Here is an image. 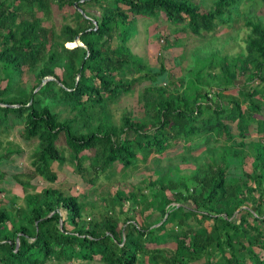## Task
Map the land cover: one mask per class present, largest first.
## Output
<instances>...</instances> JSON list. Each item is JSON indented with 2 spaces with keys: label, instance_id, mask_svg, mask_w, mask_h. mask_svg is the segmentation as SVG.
<instances>
[{
  "label": "trees",
  "instance_id": "obj_1",
  "mask_svg": "<svg viewBox=\"0 0 264 264\" xmlns=\"http://www.w3.org/2000/svg\"><path fill=\"white\" fill-rule=\"evenodd\" d=\"M204 4L0 0V133L37 142L26 180L0 171L25 189L24 205L0 206V264H264V17L245 16L246 52L195 56L180 77L129 45L153 24L163 37L166 23L163 53L182 62L187 42L171 36L209 34L239 15L238 0ZM53 6L74 23L45 25ZM78 35L83 45L71 47ZM26 71L34 84L19 88ZM137 86L144 115L125 111L116 124L112 106ZM5 150L0 170L21 153ZM150 162L153 180L107 191L88 219L84 189L103 174L138 178ZM63 165L80 186L62 184ZM39 177L44 187L27 192Z\"/></svg>",
  "mask_w": 264,
  "mask_h": 264
},
{
  "label": "rangeland",
  "instance_id": "obj_2",
  "mask_svg": "<svg viewBox=\"0 0 264 264\" xmlns=\"http://www.w3.org/2000/svg\"><path fill=\"white\" fill-rule=\"evenodd\" d=\"M201 1V0H196ZM215 0H202L204 5H206L207 8H210V5L214 3ZM60 10V9H59ZM58 7L53 6L51 8L50 18H45L44 24L45 25H52L55 29H59L64 23L69 22L71 24L74 23V17L69 15L67 20H64L63 15L60 13L62 11H59ZM67 10V7L63 9V11ZM90 10V9H89ZM95 9H93L94 11ZM254 11L256 13V16L258 18L264 17V0H238V9L237 13L239 15L229 24H220L217 26L214 32L212 33H205L200 35H194L190 33H183L182 34H175L171 36L172 41H176L179 36H181L184 39V42H187V50L185 52V57L182 60V62L178 63L176 58H174L175 55L169 56L165 55L163 53V49L165 44L167 43V39L164 37V34L167 33V29H169L168 24L163 23L161 24V28L157 27V31L160 29H164L163 37L158 38V36H155L156 34V25L153 24L151 27L149 26V34L147 35L145 27L142 28L141 33L129 42V45L131 46V49L134 53L143 56L145 59H147L151 64L160 66L161 63H164L166 68L173 73L175 77H180L187 75L190 69V66L194 62L195 56H202L207 57L213 54V52H217V50H221L220 53L223 55H236L239 52H246L245 48V36L249 32L248 27L246 26V17L248 13L251 11ZM43 13H39L40 16H42ZM253 15V13H251ZM254 18V20H258V18ZM142 24V23H140ZM173 28V27H171ZM148 29V28H147ZM116 44V41H115ZM69 46V44H67ZM72 47V46H71ZM168 52V51H167ZM207 55V56H205ZM34 76L32 73H29L26 71L23 78H21V81L17 85L19 88H25L24 85H29L30 87L33 86ZM258 82V81H257ZM3 86L6 84V81H4ZM257 84L256 82L254 85ZM16 86V84H15ZM140 86H137L135 91L122 97L118 102H116L112 106V113L115 117L113 120L116 124H120L121 122V114L125 111L131 112L132 119H137L138 117H142L144 115V109L142 107V104L139 102V90ZM82 130H84L82 128ZM36 140V139H35ZM36 141L32 140L30 142H27L26 139H24L19 131L11 130L6 133H0V152H3L4 149H21V153H15L13 158L10 160H7V163L2 166V170L8 174L6 177V180H11L12 176H9L10 173H21L22 174V180H26V176L23 175V173H29L34 168L32 166V153L34 149L36 148ZM200 143H203L200 141ZM180 146H176L173 148H170L166 155L160 156L161 161L159 165H166L168 161H170L172 158V153L181 152L182 148L180 149ZM202 148H199L200 150ZM5 150V151H6ZM197 150H195L194 153ZM154 154L150 156V160H153ZM168 158H170L168 160ZM7 159V158H6ZM174 163H181L182 168H186L187 166L194 167V165L185 164L183 162H174ZM117 166H114L115 173L123 172L124 170L120 169L121 167L116 164ZM154 164L150 163H142L139 165V168L137 171H133L138 175V178H135L134 176L129 177L128 175L125 177L119 178L120 180L117 181L115 179L105 177V175H101L96 179L95 186H89L91 188L84 189V192L87 195V200L92 203H96L97 205H100V208L94 209L92 208L93 205H88L86 209V214L89 215L88 219L91 217V214L94 213L99 214V210L104 209V204H102L103 200H101V196L103 194H106L107 191L114 192V190L124 189V188H133L132 183L136 182L137 186L143 187L149 183V181L153 180L155 178L154 173L152 171V167ZM63 168L61 169V175L62 177L59 179L62 181V184H67L70 186H80V182H82V178L80 175L78 176L77 170H74V172L68 171L66 169V166L63 165ZM108 174V173H107ZM128 174V173H127ZM88 176V174H87ZM143 176H146V178L143 180ZM115 177V176H114ZM6 180L3 182L0 180V206H9V202H12L15 200L16 206H22L25 204L24 196H25V189L22 187L21 184L15 183V184H8L6 183ZM140 180V181H139ZM44 180L39 177L38 179L34 180L32 184H29L27 186V192H39L42 187H44ZM54 185V184H52ZM56 186V185H54ZM107 195V194H106ZM110 194H108L109 198ZM102 204V205H101ZM65 214V213H64ZM87 219V220H88ZM72 228V226H70ZM49 264V262H48ZM54 264H82L77 262L76 260L72 262H59Z\"/></svg>",
  "mask_w": 264,
  "mask_h": 264
},
{
  "label": "water",
  "instance_id": "obj_3",
  "mask_svg": "<svg viewBox=\"0 0 264 264\" xmlns=\"http://www.w3.org/2000/svg\"><path fill=\"white\" fill-rule=\"evenodd\" d=\"M69 44H71L72 45V47H75V46H78V45H83L81 42H80V40H79V35L76 37V40H75V42L74 43H69ZM54 77H47L45 80H44V83L46 82V81H48V80H51V79H53ZM43 84H41V86H42Z\"/></svg>",
  "mask_w": 264,
  "mask_h": 264
}]
</instances>
